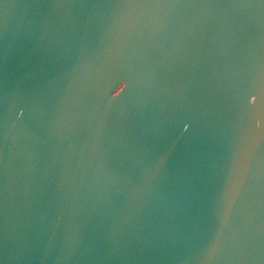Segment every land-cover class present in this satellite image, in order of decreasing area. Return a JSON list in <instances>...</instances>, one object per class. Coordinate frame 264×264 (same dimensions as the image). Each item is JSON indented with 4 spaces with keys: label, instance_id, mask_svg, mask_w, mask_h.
Returning a JSON list of instances; mask_svg holds the SVG:
<instances>
[{
    "label": "water",
    "instance_id": "obj_1",
    "mask_svg": "<svg viewBox=\"0 0 264 264\" xmlns=\"http://www.w3.org/2000/svg\"><path fill=\"white\" fill-rule=\"evenodd\" d=\"M0 264H264V0H0Z\"/></svg>",
    "mask_w": 264,
    "mask_h": 264
}]
</instances>
